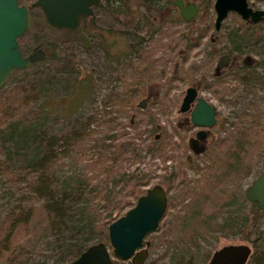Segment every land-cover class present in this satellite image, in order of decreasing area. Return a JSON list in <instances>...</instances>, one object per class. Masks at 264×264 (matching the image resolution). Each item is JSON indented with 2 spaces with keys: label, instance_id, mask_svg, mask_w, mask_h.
<instances>
[{
  "label": "rangeland",
  "instance_id": "1",
  "mask_svg": "<svg viewBox=\"0 0 264 264\" xmlns=\"http://www.w3.org/2000/svg\"><path fill=\"white\" fill-rule=\"evenodd\" d=\"M30 1L23 0V3ZM247 2L254 8L264 9V0ZM126 9L131 12L126 15L127 18L123 13L115 15L100 6L95 8L92 18H86L84 29L87 32L81 24L71 31L51 27L45 23L38 8H33L29 28L17 38L19 49L27 54L37 45L48 47V43H53L54 55L13 71L0 87V92L10 89L20 80L38 75L41 82L38 101L42 107L40 110L36 106L39 110L38 122L43 124L47 134L68 129L73 123L84 122L89 116L96 114L100 122L89 126L95 130L96 136L105 137L107 149L112 148L114 141L121 144L127 142L121 132L132 136L137 158L132 162L131 159L121 162L123 172L127 175L145 174L149 180L148 185L160 183L166 188L168 185L165 177L174 167L177 168V175L167 187L169 198L177 201V204L175 207L165 208L167 211L160 219L158 228L145 237L148 240V253L141 264H176L187 259L190 264H205L211 252L226 243H246L250 246V253L243 264H264V211L256 219H251L250 202L244 196V188L264 169V143L259 145L258 152L250 154L253 158L251 162L245 159V165H250L249 167L242 166L238 171L240 175L215 188L211 186V182L218 175L207 172L209 160L203 158V153L212 148L214 140L227 135L230 140L219 147L223 149L221 158L225 160L228 153L224 151L227 147H230L229 151L233 150L235 145L230 144L234 138L245 133V127L251 123L249 118L256 117L264 110V20L256 25L252 38L245 39L243 30L246 27L234 12H228L219 28L214 29L212 8L209 7L206 11L200 8L192 22L200 28L201 38L198 45L187 50V59L183 62L181 56L186 53L184 45H175V40L170 42L163 31L156 30L149 36V29L145 24L129 21L136 12L134 5L126 6ZM184 22L178 19L174 23L166 22L163 26H169L173 31L181 29ZM123 30L127 33L122 34ZM235 31L239 37L233 41L234 37L230 34ZM138 36H142L139 41ZM194 41L193 39L192 42ZM160 43H164V46L160 47ZM128 44L134 45L129 51L131 53L124 56L125 53L122 54L121 51L130 48ZM105 49L115 54V59L107 58ZM143 50L154 51V67L138 65V58ZM48 51L50 52H46ZM221 54H228L230 59L216 73L214 65ZM167 56L172 58V62L164 63L165 73L159 78L155 73L161 69L160 58L165 59ZM242 61L252 65L254 76H248L240 70L238 66ZM81 79L88 82L90 89L87 86V94L78 101L79 96L75 94L79 84L76 81ZM166 83H169V102L162 104L166 111H156L152 119L148 114L140 118L131 109L128 115L120 113L117 106L110 103L117 95H128L133 88L141 86L144 94L136 99V103L143 100L144 105L138 108L150 113L156 110L154 100L160 97L164 85L167 87ZM189 85L195 86L197 95L203 96L216 110L215 122L205 129L206 138L201 141L200 153L196 154L188 148L190 144L187 140L189 136H193L197 127L184 126L188 112H179L177 109L184 89ZM102 114L104 115L101 116ZM110 116L114 118L108 120ZM254 125L251 128L260 131V128H264V119L259 121V125ZM161 126L168 131L174 126L177 133H173V140L179 141L178 133L183 137L180 147L176 150L167 149L171 157L165 161L152 154L153 137L149 136L158 134ZM245 136L247 135L244 134L243 137ZM244 151L249 153V145H246ZM12 158L10 167L13 172L21 171L23 160L20 155ZM62 161V168L70 163L67 157ZM197 166L201 169H195ZM197 179H204L208 185L207 191H213L212 195L216 197L212 199L210 194L206 199L202 195L183 197L186 189L189 186L191 188ZM16 196L13 181L0 176V218L15 203ZM126 208L120 209L121 211L112 210V216L121 214ZM100 211L103 214L105 212ZM200 213H208L210 220H200ZM226 220L234 223L224 233L219 225ZM166 229L168 233L164 232ZM185 230L194 231L193 239L181 237ZM39 237L24 243L18 264H57L59 255L54 235ZM166 239L170 240V245L164 252ZM112 260L114 264H130L128 259L115 256H112Z\"/></svg>",
  "mask_w": 264,
  "mask_h": 264
},
{
  "label": "trees",
  "instance_id": "2",
  "mask_svg": "<svg viewBox=\"0 0 264 264\" xmlns=\"http://www.w3.org/2000/svg\"><path fill=\"white\" fill-rule=\"evenodd\" d=\"M194 1L198 3V10L202 8L206 11L207 8L211 7L213 0ZM19 2L23 3V0H19ZM132 5L136 8V12L132 18H129V21L133 20L145 24L149 29V36L156 30L163 31L170 42L175 40V45H184L186 53L181 58L183 62L186 61L187 50L198 45L201 38L200 28L196 27L195 22H192L193 20L186 21L181 29L173 31L169 29V26H163L166 22L174 23L178 20L171 0H101L99 4L108 13L115 15L123 13L125 17L131 14L129 9L133 8L126 9V6ZM236 16L238 15L236 14ZM85 22L86 19L81 21L80 26L83 29ZM242 23L246 27L243 30L245 33L243 37L245 39L252 38L256 25L243 20ZM85 31L88 32L87 29ZM121 33L127 32L123 30ZM232 35L233 41L239 37L236 31L231 32L230 36ZM138 38L139 41L142 36H138ZM193 39L194 42H192ZM133 45L128 44L130 48H127L126 51L121 49V53L128 56ZM161 46H164V43H160ZM37 47H41L45 51L44 58L54 55L53 43H48V47L40 44L33 49ZM47 50L50 52H46ZM105 52L107 58L115 59V54L108 52L107 49ZM152 53H154L153 50H143V54L138 58V65L154 67L152 62L154 54ZM161 57L164 55L161 54ZM160 59L161 69L156 70L155 75L162 78L166 67L164 63L170 64L172 58L167 56L165 59ZM34 63L30 62L29 65ZM238 67L248 76H254L252 65L247 61H242ZM39 78L38 75H35L26 80H20L10 89L0 92V155H2L0 158V176L13 181L14 189L17 192L15 203L0 218V264H18L24 243L30 239L40 238L39 235H54L55 248H57L56 251L59 255L57 264H64L91 242L107 241V224L120 215L119 213L112 216V210L121 211L120 209L132 205L136 196L149 183L145 174L129 176L123 172L121 162H127L129 159L132 162L137 158L131 140L132 136L121 132V135L126 137L127 142L121 144L114 141L112 148L107 149L104 143L105 137L103 135L96 136L95 130L89 126L91 123L100 122L96 114L89 116L84 122L73 123L68 129L47 134L43 124L38 122L39 110L37 107L42 109L38 101L41 93ZM76 82L79 84V89L75 95L79 96V101L83 95L87 94V86L88 89L90 86L85 79ZM166 84L167 87L164 85L160 97L154 100L156 110L150 113L139 109L136 103V99L144 94L141 86L133 88L128 95L121 97L117 95L110 103L116 105L120 113L128 115L131 109L140 118L148 114L149 118L152 119L156 111H166L162 105L166 101L169 102L167 98L169 83ZM104 112L108 113L106 110ZM113 118L114 116H110L108 120ZM263 119L264 110L256 117L249 118L251 123L245 127L244 133L247 136L243 137V134L233 139L230 146H235L230 151V147L225 148L224 153H228L225 160L221 158L222 148L219 147L230 140L227 135L214 140L212 148L203 153V158L209 160L206 165L207 172L218 175V178H214L211 182V186L213 185L215 188L227 184L229 180L240 175L239 168L247 165H245L246 160H249L248 162L253 160L250 154L258 152L260 150L259 145L264 143V128H260V131L257 132L256 128H251V125H259V121ZM102 122L105 120L102 119ZM158 131V134H149L153 137L152 154L159 157L161 161H165L171 157L167 149L176 150L183 142V137L178 133L179 141L172 139L173 133H177L174 126L171 131L166 130L164 126H161ZM246 145L250 147L247 154L244 151ZM18 155L23 160L22 170L13 172L10 161L13 156ZM66 157L70 163L66 168H62V160ZM227 159L229 161H226ZM195 169L201 168L197 166ZM243 171L245 172V170ZM177 173L178 170L174 167L165 177L167 187L172 184ZM195 181L191 188L189 186L186 189L183 197L186 195L201 197L202 195L206 199L209 194L212 199L216 197V195H212L213 191H207L208 185L204 179ZM167 187L165 190L167 196L166 209L175 207L177 204V201L169 198ZM123 205L125 206L123 207ZM250 209L253 220L263 212V210H258L253 202L250 203ZM100 210H105L104 214ZM207 214L200 213L199 219L203 222L210 220L211 217ZM232 223L234 222L226 220L220 224L221 232L225 233L231 228ZM164 232L168 233L169 231L166 229ZM193 232L192 230H185L181 237L188 236V238L193 239ZM66 234L68 235L66 236ZM169 245L170 240L166 239L164 252L168 250ZM176 264H190V260L187 259Z\"/></svg>",
  "mask_w": 264,
  "mask_h": 264
},
{
  "label": "water",
  "instance_id": "3",
  "mask_svg": "<svg viewBox=\"0 0 264 264\" xmlns=\"http://www.w3.org/2000/svg\"><path fill=\"white\" fill-rule=\"evenodd\" d=\"M100 0H0V86L14 70L25 68L30 62L41 60L45 51L37 47L27 54L19 49L17 38L29 28L31 10L38 8L45 23L51 27L75 30L81 19L93 12ZM180 17L190 21L197 13L194 2L183 5L182 0H172ZM213 28L218 29L228 12H235L243 20L257 22L264 17V9L253 8L247 0H213ZM227 54H222L217 67L226 64ZM192 104V106H191ZM137 105L142 107L143 100ZM178 111L189 110V121L200 127L211 126L215 121V106L197 95L195 86L184 89ZM206 131L199 128L195 139L201 140ZM244 196L255 207H264V169L244 188ZM167 204L165 188L153 183L139 193L132 205L107 224V241L91 242L64 264H114L112 256L128 259L130 264H141L147 257L148 240L145 237L158 228ZM250 253L246 243H226L215 248L205 264H243Z\"/></svg>",
  "mask_w": 264,
  "mask_h": 264
},
{
  "label": "flooded vegetation",
  "instance_id": "4",
  "mask_svg": "<svg viewBox=\"0 0 264 264\" xmlns=\"http://www.w3.org/2000/svg\"><path fill=\"white\" fill-rule=\"evenodd\" d=\"M100 2H101V0H100ZM100 2H99V4H100ZM171 2H172V0H171ZM189 2H194L195 3V5H196V7H197V13H198V3L197 2H195L194 0H190V1H186V0H182V3H183V5H186V4H188ZM213 2V1H212ZM99 4L97 5V6H95V7H93V12H92V14L91 15H89V16H87V17H85V18H83V19H86V18H90V17H92L93 16V14H94V10H95V8H97V7H99ZM172 5V4H171ZM173 6V5H172ZM211 8H212V4H211ZM254 8V7H253ZM173 9H174V11L177 13V15H178V19L179 20H183L181 17H180V15H179V12H178V8L176 7V6H173ZM197 13H196V15L194 16V18L192 19V20H194L195 18H196V16H197ZM235 13V12H234ZM214 14V13H213ZM236 14V13H235ZM239 16V15H238ZM240 18V17H239ZM83 19H81V21L83 20ZM241 19V18H240ZM192 20H190V21H192ZM241 20H243V19H241ZM262 20H264V17L261 19V20H259V21H257V22H251V21H249V20H243L244 22H247V23H250V24H255V25H258V23L260 22V21H262ZM183 21H185V20H183ZM186 22V21H185ZM80 24H81V22H80ZM79 24V25H80ZM32 51V50H31ZM222 55V54H221ZM221 55H219L218 56V58H217V61H218V59H219V57L221 56ZM227 56H228V61H229V55L227 54ZM217 61H216V63H215V65H214V71L217 73V72H219L220 70H221V68L224 66V65H226V64H223L222 66H220V67H217ZM227 61V62H228ZM179 112H181V111H179ZM183 112H188V118L186 117L185 119H184V122H185V125L184 126H186V127H188V126H190V127H192V128H194V127H197L196 128V130L197 129H199V128H202V129H206L207 127H200V126H197V125H192L191 123L190 124H188L190 121H189V110H186V111H183ZM215 122V121H214ZM208 127H211V126H208ZM195 130V131H196ZM195 131L193 132V136H189V138H188V140H187V143H189L190 144V146L188 145V148L192 151V153L193 154H196V153H200V150H201V141H203L205 138H206V135H207V130H205L206 131V135H205V137L204 138H202L201 140H199V139H195V137H194V133H195ZM165 188V187H164ZM165 190H166V188H165ZM251 203V202H250ZM254 203V202H253ZM258 209V208H257ZM258 210H263L264 211V207L262 208V209H258Z\"/></svg>",
  "mask_w": 264,
  "mask_h": 264
}]
</instances>
